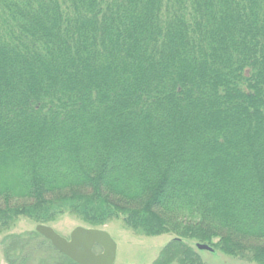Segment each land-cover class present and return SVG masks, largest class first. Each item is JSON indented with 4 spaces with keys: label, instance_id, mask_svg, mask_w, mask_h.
Segmentation results:
<instances>
[{
    "label": "trees",
    "instance_id": "16d2710c",
    "mask_svg": "<svg viewBox=\"0 0 264 264\" xmlns=\"http://www.w3.org/2000/svg\"><path fill=\"white\" fill-rule=\"evenodd\" d=\"M0 171V234L71 212L264 264V0H0Z\"/></svg>",
    "mask_w": 264,
    "mask_h": 264
},
{
    "label": "rangeland",
    "instance_id": "374dc122",
    "mask_svg": "<svg viewBox=\"0 0 264 264\" xmlns=\"http://www.w3.org/2000/svg\"><path fill=\"white\" fill-rule=\"evenodd\" d=\"M39 168L43 176L47 175L48 179L56 182L59 181L58 177L53 175V173H49V170L45 166H39ZM3 169L2 185L5 187L11 186L18 191L25 176L28 175V165L24 161L12 159L6 166H3ZM119 173L124 174L123 169ZM117 178L121 179L123 177ZM180 217L182 221L189 220L188 218H197L196 215L192 216L191 213H183ZM46 223L64 236H69L73 228L77 226L108 231L118 242L116 264H190L184 262L188 260L186 258L187 250H185V246L190 248L189 252L194 253L192 255L196 260H193L192 264H261L257 261H248L252 258L251 252L248 251L239 255L226 254L208 242L182 238L176 232L148 235L142 231L128 227L122 218L110 219L102 224H92L80 215L65 212ZM38 224L22 216L0 234V264H63V257H61L57 249L48 239L37 233L36 226ZM11 236L13 239L10 238ZM15 237H20L22 240L16 243L17 239L14 240ZM178 237L182 239L181 243L184 242L183 247L181 248L180 245L171 247L168 252H165L164 250L168 244H174L173 240ZM218 241V238H213V243ZM197 243H205L211 247L214 246V253H211L210 250H200L196 246ZM6 250H9V256L5 252ZM167 258H169V262L166 261ZM68 259H65V264H78L73 260L70 262Z\"/></svg>",
    "mask_w": 264,
    "mask_h": 264
},
{
    "label": "water",
    "instance_id": "95a60500",
    "mask_svg": "<svg viewBox=\"0 0 264 264\" xmlns=\"http://www.w3.org/2000/svg\"><path fill=\"white\" fill-rule=\"evenodd\" d=\"M37 231L80 264H114L116 260L117 244L106 230L78 227L72 233L70 241L45 224H39ZM77 239L82 243L81 247H78ZM96 243L104 247L102 254L93 253L92 247ZM197 247L200 250H213V247L205 243H197Z\"/></svg>",
    "mask_w": 264,
    "mask_h": 264
},
{
    "label": "flooded vegetation",
    "instance_id": "af4514ba",
    "mask_svg": "<svg viewBox=\"0 0 264 264\" xmlns=\"http://www.w3.org/2000/svg\"><path fill=\"white\" fill-rule=\"evenodd\" d=\"M78 227H82V226H77V227H75V228H73V230L70 232V235L69 236H65V238L67 239V240H71V235H72V233L78 228ZM84 227V226H83ZM82 227V228H83ZM90 227H84V229H89ZM92 229H94V228H92ZM96 229H98V228H96ZM103 230V229H102ZM108 232V231H107ZM109 233V232H108ZM110 234V233H109ZM111 236H112V238L115 240V242H116V244H117V251H118V242L116 241V238H114L113 237V235L112 234H110ZM64 236V235H63ZM77 241H78V239H77ZM51 242V241H50ZM79 242V244H78V247H81V245L80 244H82L80 241H78ZM51 244L57 249V251L60 253V255H61V257H63L62 258V262H63V264H65V262L64 261H66L65 259H70V260H73L74 262H76V263H78L77 261H75L74 259H72L70 256H68L67 254H65V253H63L61 250H59L52 242H51ZM92 251H93V253H95V254H102L103 252H104V247H102V245H100V244H98V243H96L93 247H92ZM214 251H215V249L213 248V250H210V252L211 253H214ZM194 254V253H193ZM116 261H117V252H116V260H115V262H114V264H116ZM248 261H256V260H248ZM258 262V261H257ZM258 263H260V262H258ZM78 264H80V263H78ZM262 264V263H261Z\"/></svg>",
    "mask_w": 264,
    "mask_h": 264
}]
</instances>
